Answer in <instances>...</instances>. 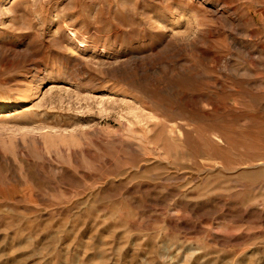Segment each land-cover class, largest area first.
I'll use <instances>...</instances> for the list:
<instances>
[{
	"label": "rangeland",
	"instance_id": "1",
	"mask_svg": "<svg viewBox=\"0 0 264 264\" xmlns=\"http://www.w3.org/2000/svg\"><path fill=\"white\" fill-rule=\"evenodd\" d=\"M0 264H264V0H0Z\"/></svg>",
	"mask_w": 264,
	"mask_h": 264
},
{
	"label": "bare ground",
	"instance_id": "2",
	"mask_svg": "<svg viewBox=\"0 0 264 264\" xmlns=\"http://www.w3.org/2000/svg\"><path fill=\"white\" fill-rule=\"evenodd\" d=\"M6 114H7V112H5V110L0 111V117H3V115H6Z\"/></svg>",
	"mask_w": 264,
	"mask_h": 264
}]
</instances>
